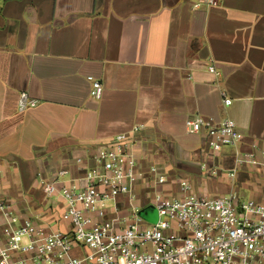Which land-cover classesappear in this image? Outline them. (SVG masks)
<instances>
[{
    "label": "crops",
    "instance_id": "obj_1",
    "mask_svg": "<svg viewBox=\"0 0 264 264\" xmlns=\"http://www.w3.org/2000/svg\"><path fill=\"white\" fill-rule=\"evenodd\" d=\"M198 4L0 0V197L21 221L70 232L62 199H47L42 184L83 186L98 149L136 126L144 127L136 148L144 178L134 202L120 196L109 216L143 212L157 193L215 199L236 192L264 203V168L226 174L237 151L264 150V0ZM91 79L103 86L101 100L90 96ZM22 93L38 106L20 113ZM197 117L234 121L240 145L212 158L207 137L188 133Z\"/></svg>",
    "mask_w": 264,
    "mask_h": 264
},
{
    "label": "built area",
    "instance_id": "obj_2",
    "mask_svg": "<svg viewBox=\"0 0 264 264\" xmlns=\"http://www.w3.org/2000/svg\"><path fill=\"white\" fill-rule=\"evenodd\" d=\"M218 0H199L198 6H215ZM215 74V68H209ZM90 96L101 100L103 86L91 79ZM225 97V96H224ZM224 103L231 101L224 98ZM39 102L22 93L18 110L24 113ZM189 134H204L210 156L226 147L237 148L241 136L232 120L219 125L197 117L187 123ZM143 126L113 138L95 154L94 167L85 172L84 185L44 182L47 199H62L63 217L71 231L48 232L31 220L21 221L13 205L0 197V264H264V203L233 192L219 198L155 195L159 221L147 225L135 208L128 217L118 211L109 216V204L122 195L131 203L135 185L144 178L136 148ZM264 168V150L237 151L230 178L243 167ZM203 170L217 176V169ZM152 175L157 170L152 168ZM59 177L67 175L59 172ZM162 183L161 179L159 184ZM184 192L190 185L182 182ZM114 210V209H113ZM75 248L88 250L80 257Z\"/></svg>",
    "mask_w": 264,
    "mask_h": 264
},
{
    "label": "rangeland",
    "instance_id": "obj_3",
    "mask_svg": "<svg viewBox=\"0 0 264 264\" xmlns=\"http://www.w3.org/2000/svg\"><path fill=\"white\" fill-rule=\"evenodd\" d=\"M243 198L248 199V196L243 194ZM139 218H141L147 225H156L159 221V216L155 204L149 209L140 212ZM85 252L88 253V250H85Z\"/></svg>",
    "mask_w": 264,
    "mask_h": 264
}]
</instances>
